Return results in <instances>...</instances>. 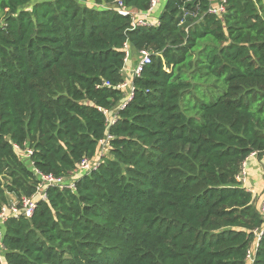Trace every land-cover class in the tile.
<instances>
[{
  "label": "trees",
  "instance_id": "obj_1",
  "mask_svg": "<svg viewBox=\"0 0 264 264\" xmlns=\"http://www.w3.org/2000/svg\"><path fill=\"white\" fill-rule=\"evenodd\" d=\"M117 1L0 0V208L35 170L75 187L5 223L0 264H247L262 220L237 177L264 154V0H167L157 27L134 26L150 0ZM139 50L150 64L125 73Z\"/></svg>",
  "mask_w": 264,
  "mask_h": 264
},
{
  "label": "built area",
  "instance_id": "obj_2",
  "mask_svg": "<svg viewBox=\"0 0 264 264\" xmlns=\"http://www.w3.org/2000/svg\"><path fill=\"white\" fill-rule=\"evenodd\" d=\"M214 2L209 9L207 10V13L210 15H222L225 13V0L217 1V0H211ZM160 0H150L149 6L147 11L140 17V14L137 15L139 18L134 22V26L139 27H157L158 21H151L149 18L152 16L151 14L155 11L157 6L159 5ZM117 11L120 15L127 16L134 14L133 11H130L128 8H126L122 1H117ZM183 17L187 16L189 13L182 9ZM192 14V13H190ZM196 15V14H195ZM193 15V16H195ZM123 51H124V62L127 64L129 59L132 57V49L130 44L126 41L123 44ZM137 60L136 64L133 66L132 69H130L129 73L133 74L135 76L140 75L147 65L151 62V54L146 50H139L137 52ZM126 64L124 66V70L126 69ZM108 85V83H106ZM118 88L125 89L126 90V100L123 102L119 108H123L129 101L132 100L134 95V88L133 86L128 82L124 81L120 85H118ZM100 112L105 116L107 124L111 125L114 124L116 121V111L114 113L110 112L107 109L98 108ZM110 139V136H107L102 141H99V144L101 146V151H108L107 150V141ZM14 149L19 150L20 148L17 145H13ZM22 153L26 155L28 159H30V155L32 154V151L30 149L24 150ZM256 156V153L251 154L250 157ZM97 161L93 160L90 161L86 158L82 159L80 163L78 164V171L80 172H89L96 168ZM32 165V163H31ZM35 176L38 179V183L35 188V192L33 195L28 197H22L19 201L13 200L9 202L7 205H3L0 208V248H2L1 241L3 238V227L5 223L9 219H18V218H25L30 219L34 213V210L36 208V204L38 201H46L47 199V189L50 187H57L58 189H71L74 190V185L72 182H68L66 178L63 177H56L52 174H44L38 170L34 171ZM246 178V172H245V164L243 165V168L240 172V174L237 177V181L241 184L244 183ZM258 211L260 218L262 220V227L260 229H255L253 231V235L256 239V242L254 244L253 249L247 250L246 255V262L247 264H253L254 262V252L259 246V242L264 234V188L262 193L259 197V204H258ZM1 261V259H0Z\"/></svg>",
  "mask_w": 264,
  "mask_h": 264
},
{
  "label": "crops",
  "instance_id": "obj_3",
  "mask_svg": "<svg viewBox=\"0 0 264 264\" xmlns=\"http://www.w3.org/2000/svg\"><path fill=\"white\" fill-rule=\"evenodd\" d=\"M159 5L157 7H159ZM155 14L156 11L149 18L153 22L157 21ZM137 58H138L137 56H134V58L132 59L133 61H135L137 60ZM130 66L131 67L129 68L127 67L125 69V73L129 74L130 69L133 68L132 64ZM105 154L106 151H100V155H105ZM245 172H246V178L244 183L242 184V187L245 188L250 193H252L259 203V197L264 188V154L261 156L256 155L254 157H249V159H247V161L245 162Z\"/></svg>",
  "mask_w": 264,
  "mask_h": 264
},
{
  "label": "rangeland",
  "instance_id": "obj_4",
  "mask_svg": "<svg viewBox=\"0 0 264 264\" xmlns=\"http://www.w3.org/2000/svg\"><path fill=\"white\" fill-rule=\"evenodd\" d=\"M166 1L167 0H161L159 7H157L156 10H155L156 11L155 17H158V15L161 13V11L163 10V8H164V6L166 4ZM8 198L11 199L10 202L14 200L12 195H9Z\"/></svg>",
  "mask_w": 264,
  "mask_h": 264
}]
</instances>
